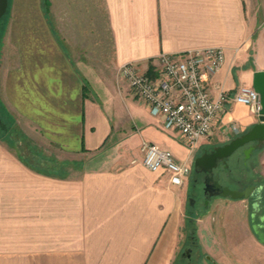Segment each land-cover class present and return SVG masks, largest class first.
<instances>
[{
    "label": "crops",
    "instance_id": "0c3cea01",
    "mask_svg": "<svg viewBox=\"0 0 264 264\" xmlns=\"http://www.w3.org/2000/svg\"><path fill=\"white\" fill-rule=\"evenodd\" d=\"M209 47L225 50L209 78L214 96L254 87L264 71V0H10L0 28L9 115L0 131V264H177L195 158L258 115L230 99L213 134L191 148L134 95L121 67L135 63L153 77L161 53ZM146 141L191 166L183 185L144 166ZM257 172L264 181V153ZM235 202L249 220V201ZM255 242L251 233L247 245ZM232 245L230 264H256Z\"/></svg>",
    "mask_w": 264,
    "mask_h": 264
},
{
    "label": "built area",
    "instance_id": "2783aa9c",
    "mask_svg": "<svg viewBox=\"0 0 264 264\" xmlns=\"http://www.w3.org/2000/svg\"><path fill=\"white\" fill-rule=\"evenodd\" d=\"M224 61L225 50L221 47L188 50L176 55L161 53L156 59L155 76L143 73L131 62L121 67V75L134 95L163 118L165 127L176 129L193 148L213 134L228 100L252 107L258 117L262 109L260 95L252 85H241L231 97L224 91L213 95L209 78ZM231 128L239 132L236 125ZM140 149L144 166L152 171L164 169L172 184H184L191 172L190 165L154 142H143Z\"/></svg>",
    "mask_w": 264,
    "mask_h": 264
},
{
    "label": "rangeland",
    "instance_id": "374dc122",
    "mask_svg": "<svg viewBox=\"0 0 264 264\" xmlns=\"http://www.w3.org/2000/svg\"><path fill=\"white\" fill-rule=\"evenodd\" d=\"M3 110L5 111V104L0 98V112L4 117H7L6 119H9V115ZM263 153L264 146L256 151V154H259L260 157ZM251 171L242 169V172L239 173L235 170L236 177L233 179L226 178L223 184L231 188H238L239 185L243 183L250 181L255 182L257 180L255 178L256 175H253ZM237 175L242 177L237 178ZM193 189L194 192H198V195H200L199 189L201 188L199 184ZM191 191L192 190L189 189V196ZM198 195L196 196L197 205L202 202V198ZM235 201L237 200L229 197L213 196L208 208L209 213L193 215H190V210H192L194 206L190 205L188 202L186 217L182 223L180 250L183 251L184 247H187L189 231L196 230L195 233L198 237L199 247L202 249V256L197 260L199 264H230V260L235 262V254H233L230 249L233 247L232 244H239L241 249L238 250V253H240V255H244V250L247 249L248 254L246 253V256L251 255L256 264H264V243L258 240L260 244L255 242L253 245H247L249 236L253 232L249 220L242 215L244 209L236 206ZM211 218L212 221H210ZM244 246L245 249L242 248ZM225 251L230 255L231 259H226L224 255ZM207 254L211 256L210 260L205 258ZM181 262L182 258L180 254L177 264H181ZM244 262V258H242L241 263L245 264Z\"/></svg>",
    "mask_w": 264,
    "mask_h": 264
},
{
    "label": "flooded vegetation",
    "instance_id": "af4514ba",
    "mask_svg": "<svg viewBox=\"0 0 264 264\" xmlns=\"http://www.w3.org/2000/svg\"><path fill=\"white\" fill-rule=\"evenodd\" d=\"M215 145L207 147L204 151H212ZM254 150L250 157L247 158L244 148L237 150L233 155L228 158L222 159L218 162V166L214 169V179L219 180L222 184L226 181V178H235V170L239 173L242 172V169H246L247 171H251L254 174L258 173V167L260 165V155L256 154ZM205 173L199 172L194 169V178L191 180V193L188 199L190 205L194 206L192 210H190V215L193 214H206L209 213V205L210 200L213 196H220L211 194L215 192V189H212L213 181H210V186H207L205 183ZM241 176L237 175V178ZM200 185L199 192H194L193 188L196 185ZM249 185H255L256 189L253 190L251 195L246 199L250 204V213H249V222L252 230V234L258 239L257 234L254 229V225H256L257 230L264 231V220L261 219L264 216V198L260 199L259 195V187L262 186V193L264 195V181L256 180L255 182H246L239 185L238 189H245ZM200 196L202 198V202L197 205L196 196ZM255 202H260L259 209H254L253 204ZM196 206V207H195ZM196 230H190L188 233L187 247H184L181 252L182 262L181 264H199L197 260L202 256V249L199 247L198 237L196 235ZM206 258H209L208 255H205Z\"/></svg>",
    "mask_w": 264,
    "mask_h": 264
},
{
    "label": "water",
    "instance_id": "95a60500",
    "mask_svg": "<svg viewBox=\"0 0 264 264\" xmlns=\"http://www.w3.org/2000/svg\"><path fill=\"white\" fill-rule=\"evenodd\" d=\"M9 5L10 0H0V28L2 26L3 19L8 12ZM254 88L260 95V102L262 106L258 117V122H256L247 131L232 137L226 143L215 145L212 151H204L194 160V169L206 174V185L210 186L209 182L213 181L212 189H215L216 191L212 192L211 194L229 197L236 200L245 198L247 199L253 190L256 189L255 185H249L245 189L231 188L222 184L219 180L214 179L213 176L214 169L218 166V162L220 160L230 157L241 148H244L246 157L249 158L250 154L254 150L264 146V71H258L255 73ZM7 129V123L0 115V131ZM259 192V198L263 199L264 195L262 193V186L259 187ZM253 207L256 210L259 209L260 202H255ZM261 219L264 220V216ZM253 227L257 234L258 240L261 243H264V231L257 230L256 225Z\"/></svg>",
    "mask_w": 264,
    "mask_h": 264
},
{
    "label": "trees",
    "instance_id": "16d2710c",
    "mask_svg": "<svg viewBox=\"0 0 264 264\" xmlns=\"http://www.w3.org/2000/svg\"><path fill=\"white\" fill-rule=\"evenodd\" d=\"M9 8H10V5H9ZM9 8H8V10H9ZM2 25H3V23H2ZM0 115H1V112H0ZM2 116V115H1ZM2 118H3V120L6 122V123H9L5 118H4V116H2Z\"/></svg>",
    "mask_w": 264,
    "mask_h": 264
}]
</instances>
